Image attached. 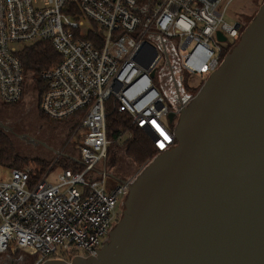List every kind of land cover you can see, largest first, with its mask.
Returning <instances> with one entry per match:
<instances>
[{
  "label": "built area",
  "instance_id": "1",
  "mask_svg": "<svg viewBox=\"0 0 264 264\" xmlns=\"http://www.w3.org/2000/svg\"><path fill=\"white\" fill-rule=\"evenodd\" d=\"M220 0H0V101L17 102L24 73L13 42L48 41L60 61L44 70L40 110L52 120L79 114L78 170L31 178L10 168L0 182V254L21 250L33 264L95 256L120 214L127 184L107 186L106 104L125 112L163 151L174 145L162 86L179 89L185 75L207 78L221 46L240 37L223 20ZM86 22L88 24H86ZM225 41L217 38V32ZM89 36L92 37L89 38ZM153 76H151V73ZM158 75V77H157ZM173 90V91H174ZM172 96V101H173Z\"/></svg>",
  "mask_w": 264,
  "mask_h": 264
},
{
  "label": "water",
  "instance_id": "2",
  "mask_svg": "<svg viewBox=\"0 0 264 264\" xmlns=\"http://www.w3.org/2000/svg\"><path fill=\"white\" fill-rule=\"evenodd\" d=\"M167 120L174 145L126 185L97 254L41 264H264V0Z\"/></svg>",
  "mask_w": 264,
  "mask_h": 264
},
{
  "label": "rangeland",
  "instance_id": "3",
  "mask_svg": "<svg viewBox=\"0 0 264 264\" xmlns=\"http://www.w3.org/2000/svg\"><path fill=\"white\" fill-rule=\"evenodd\" d=\"M252 2L253 0H220L218 9L220 12H223V20L229 24H233L239 21L242 15L254 11L255 6ZM86 24L88 23L86 22ZM23 45L24 43L22 42L11 43V46L17 50ZM27 79L24 94L19 101L11 105L0 103V122L9 128V130L4 131L8 133L18 155L27 160L22 163L21 167L28 170H36L39 164H35L33 160H44L49 163L46 168V171L49 170L47 181L55 183L56 175L61 172V166L66 163L63 162L62 157L77 158L76 147L80 139L78 133L79 119L74 118L71 121L61 123H52L51 121L40 119L38 113L39 96L31 89V80ZM205 79L203 76L185 75L182 84L185 87L186 93L189 94L184 98L186 102L198 91ZM186 85L189 88H186ZM190 86H197L198 88L193 90ZM161 88L166 90L164 94L165 101L171 105L174 104L175 101H172L174 89L168 86H162ZM130 137V132H124L115 143L109 145L106 159L99 162L98 168L101 170L103 168L106 169L108 176L105 182L109 188H113L118 184L117 179L111 176L114 171L111 167L112 155L113 153H121L122 155L123 149L121 145ZM60 155L61 157L58 158ZM148 161L135 166V168L140 169ZM68 165H70V162ZM9 172L10 168L0 165V182L9 180ZM5 255V253L0 255V264H8L5 261L8 257ZM20 264H29V262L23 258Z\"/></svg>",
  "mask_w": 264,
  "mask_h": 264
},
{
  "label": "trees",
  "instance_id": "4",
  "mask_svg": "<svg viewBox=\"0 0 264 264\" xmlns=\"http://www.w3.org/2000/svg\"><path fill=\"white\" fill-rule=\"evenodd\" d=\"M89 38L92 39L91 36H89ZM227 53L224 54L221 53V58H223ZM16 55L22 65L24 79H25L23 83V92L21 98L24 94L26 79L28 78L31 80L30 83L31 89L34 90L39 96L38 113L40 119L45 121H51L52 123L71 121L74 118L79 119V114H75L73 117H70L65 120H52L46 117L40 110V99H41L42 91L44 89V83L43 80L41 79V73L60 61V55L52 47V45L48 41H43V40L33 42L30 44H24L16 52ZM183 82H184V78H183ZM186 88L189 87L186 85ZM191 88L193 90H196L198 87L194 86ZM0 103L4 105H11L14 104L15 102L4 103L0 101ZM105 111H106V135L108 140L110 141L109 145L115 143L117 139H119V137L124 132L126 131L130 132L131 137L128 138L121 145V148L123 149L122 153L128 159H130L135 164V166L141 165L147 160L151 161L156 156V154L159 153V150L153 145L152 141L147 136V134L141 128L131 125L128 115L125 112L118 111L115 104H112L110 100L107 101ZM109 145L107 148V153L109 151ZM60 157L61 155L58 156V158ZM77 158H72V157L69 158V156L62 157L63 162L66 163L63 164L61 167L62 168L71 167L72 170L80 169L81 164L77 161ZM26 161H27L26 159L18 155L13 142L8 136V133L4 131L3 128L0 127V165L8 168L25 169L22 168L21 165ZM33 161L35 164H39V167L36 170H28L29 175L32 179L40 177L44 173V171H46V168L49 165L48 162L41 159H37ZM69 162L70 165L67 166ZM4 253L6 254L5 256L8 257L5 260L6 262H8V264H20L21 261H23V258L24 260L28 261L29 264H33L35 259L34 255H29L21 250H7Z\"/></svg>",
  "mask_w": 264,
  "mask_h": 264
},
{
  "label": "flooded vegetation",
  "instance_id": "5",
  "mask_svg": "<svg viewBox=\"0 0 264 264\" xmlns=\"http://www.w3.org/2000/svg\"><path fill=\"white\" fill-rule=\"evenodd\" d=\"M262 1L263 0H253L252 3L255 6L254 11L252 13L242 15L240 20L237 21V28L240 33H242V31L245 29L247 24L250 22V20L255 14V11H257ZM229 43L230 42H227L221 46V53L223 54L227 53L231 49V46ZM190 87H194V86H190ZM173 93H174L173 100L176 102V106L179 103L184 104L186 102L184 98L188 94L186 93L183 85H181L179 89L174 90ZM172 107L173 106L170 104L171 109H173ZM111 167L114 170L111 176H114L117 179L118 184H120L122 182H127V181L131 182L136 177V175L140 172L143 166L140 169L135 168V164L130 159H128L123 153L122 155L121 153H113ZM123 207L124 205H122L121 207L118 205L117 207L119 210L120 216L122 215Z\"/></svg>",
  "mask_w": 264,
  "mask_h": 264
},
{
  "label": "crops",
  "instance_id": "6",
  "mask_svg": "<svg viewBox=\"0 0 264 264\" xmlns=\"http://www.w3.org/2000/svg\"><path fill=\"white\" fill-rule=\"evenodd\" d=\"M165 94V93H164Z\"/></svg>",
  "mask_w": 264,
  "mask_h": 264
}]
</instances>
